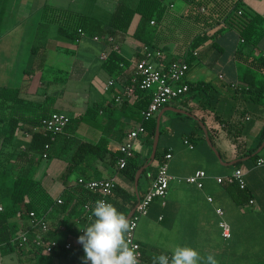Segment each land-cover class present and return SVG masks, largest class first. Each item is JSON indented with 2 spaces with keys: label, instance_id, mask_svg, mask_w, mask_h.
I'll return each mask as SVG.
<instances>
[{
  "label": "crops",
  "instance_id": "obj_1",
  "mask_svg": "<svg viewBox=\"0 0 264 264\" xmlns=\"http://www.w3.org/2000/svg\"><path fill=\"white\" fill-rule=\"evenodd\" d=\"M177 1L161 0L165 7L163 18L157 21L156 28L151 24L150 32L144 36L145 41L179 58L197 37L203 34L209 37L196 48L198 55L190 57L188 81L191 85H201L164 107L158 147L162 156L172 154L169 172L174 179L166 197H156L148 213L139 221L136 238L143 253L141 264H152V257L162 252L171 255L177 245L191 246L202 255L211 253L217 264H264V165L258 164V159H252L251 155L236 157L235 144L226 130L216 138L217 146L223 152L220 160L208 144L204 129L210 136L223 127L224 120L238 123L241 119L242 147L257 143L264 127V103L249 100L242 91L249 85L240 80V75L251 68L254 58L264 55V36L257 46L247 44L244 48L246 43L236 29L229 28L225 22L215 26L203 22L192 12L194 0H180L179 7ZM136 3L137 0H0V89L3 86L17 87L24 98L47 102L51 111L68 107L76 112L79 110L76 104L78 93L74 88L87 78L98 99L86 98L87 109L70 116L80 118L92 107L95 110L89 115L91 119L99 115L104 117L97 123V130L83 126L82 120L85 119L75 121L63 135L69 138L59 139L52 146V157L55 158L51 170L38 174L40 177L34 175L41 180L45 194L54 201L71 197L66 210L53 205L45 213L52 227L49 230L52 238L62 244L75 241L74 232L84 228L86 217L90 218L85 207L88 203H83L84 188L78 184V178L114 177L138 199L150 188L161 158L155 156L150 163L155 136L151 141L142 135L137 144V152L141 153V166L136 172L137 175L140 171L138 184L136 175L132 181L118 169L114 159L120 154L119 146L127 132L141 121L135 101H127L124 111L121 109L123 104L112 102L114 95L129 82L133 63L142 56L145 41L135 37L141 15L136 14L128 31L116 34L115 41L110 43L107 38L96 40L94 37L98 35L90 33L79 41L62 33L60 27L63 25L52 18V12L73 9V14L88 16L107 26L119 5L135 6ZM240 3L244 9L264 17V0H240ZM48 9L51 11L46 14ZM221 28L224 29L221 31ZM38 38L42 41L39 42ZM91 42L98 48H91ZM214 42L215 46H212ZM116 44L120 47L117 53L126 61L118 62L117 70L110 73L105 64L110 54L116 52L113 48ZM239 49L244 51L241 58L238 57ZM60 53L73 58L71 74L66 78L59 74H46L49 62L55 60L54 55L57 60ZM258 77L263 78L261 74ZM112 79L116 84L109 86ZM70 85L73 88H69ZM68 91L71 95H67ZM10 111L9 103L0 104V117L7 116ZM81 141L104 143L111 151L102 158L91 157L83 161L66 181L63 174L67 161ZM19 143L23 147L26 142L20 140ZM5 150L10 152L14 148L7 146ZM258 154L259 159H264V146ZM31 158L42 160L38 156ZM37 166L36 172L39 170ZM236 168L245 171L247 181L246 191L239 195L232 188L235 184L219 183L216 179ZM198 170L207 174L203 187L185 180ZM209 197L213 200L210 201ZM76 203H79L77 207ZM217 208L225 212L223 218L230 224V238L222 235V216L217 213ZM7 255L11 257L10 264H23L32 258V255L16 253Z\"/></svg>",
  "mask_w": 264,
  "mask_h": 264
},
{
  "label": "trees",
  "instance_id": "obj_2",
  "mask_svg": "<svg viewBox=\"0 0 264 264\" xmlns=\"http://www.w3.org/2000/svg\"><path fill=\"white\" fill-rule=\"evenodd\" d=\"M208 4V0H194L192 12L199 19H202L203 22L211 23L212 26H215V22L210 21L211 16L201 14L198 11L200 6ZM239 6L243 9L242 14L237 12ZM164 12L165 7L161 0H137L135 6L125 4L119 5L107 26L99 20L89 18L82 14H77L78 18L76 19L75 26H81L86 33L98 35L101 39H105L108 36H116L118 33L127 32L134 16L140 14L141 21L135 32V37L141 41H145V34H148L151 30V20H161ZM74 17H76V15ZM223 17L227 26L236 29L246 44L257 46L264 36V17L244 9L240 0L236 2V6H234L233 10L224 14ZM157 26L158 23L152 27L156 28ZM223 29L224 28H221L220 30L222 31ZM60 30L62 33L75 39L78 38L76 27L67 28L62 26ZM208 37L207 34L197 37L192 43V49H196ZM143 43L149 45L148 40ZM212 46H215V42ZM243 55L244 51L239 49L238 57L241 58ZM124 60L125 58H123V56L119 55L117 52H112L105 64V68L110 73H114L118 68V62ZM189 62H191V59ZM258 74H261L263 78H259ZM240 80L249 85L248 88L242 89V91L248 95L249 100L255 102L263 101L264 103V55L252 60L251 68L242 72ZM200 85L201 84H190V91H193ZM136 94L137 98L134 105L139 109L144 108L151 99V93L137 88ZM112 102L115 101L113 100ZM8 103L10 104L11 111L7 116L0 117V251L4 255L11 253H16L20 256L32 255L31 259H33L34 264H83V247L77 242L78 237L83 234L81 229H77L74 232L76 240L71 242V248L66 249L65 246H62L52 252H48L43 246H36L31 243L22 245L18 240V236L23 230L28 228L27 224H29L30 221L29 214L32 210L36 211L38 215H42L45 214L50 207L57 205L64 211L68 208L71 201L70 197L63 200L62 203H58V200L54 201L45 194L42 190L41 180L35 178L34 174H31V170L39 164V161L31 157L39 156V160L52 157L53 144L69 131L75 121L78 122L79 119H86L95 109L89 107L87 112L82 114L80 118H73L70 116V123L65 130L61 133L54 134L41 128V120L51 112L47 102L45 104L28 100L21 95L19 88L3 86L0 89V104L4 105ZM126 106L127 101L123 103L121 107L122 111H124ZM224 121L222 122L223 127L221 129L216 130L212 135L210 134L211 141L214 146L217 147L218 151H220L221 155H223V152L221 148L217 146L216 138L222 130H226L235 144L234 153L236 157L251 155L252 159H259L260 154H255L253 156L252 154L264 140V127L257 143L244 148L242 147L244 141L240 138L243 135V131H241V125H239L242 124V120L239 119V121H237L238 123L234 120H230L232 122ZM144 124L146 128L145 135L152 141L156 134V117L150 118ZM202 137L205 139L203 135ZM68 138L69 137L65 136L64 140ZM20 140L26 142L23 147L20 146ZM7 146H12L14 150L10 152L6 151L5 147ZM110 151L111 148L105 146L104 143H93L89 141L79 142L67 161V166L63 174L64 180L68 181L70 175L83 161L91 157L102 158ZM45 153H47L46 157H44ZM166 154L167 153L162 156L158 147L156 158H161L159 165ZM140 155L141 153L136 150L134 155L128 160L127 165L120 169L132 181L135 180L137 169L141 166L139 160ZM118 157L119 155L117 158ZM117 158L115 156V161ZM232 188L237 195L247 189H240L238 185H233ZM82 195L85 196L83 197V203H91V206H95L100 196L99 192L89 189H84ZM239 198L240 197L237 196V199ZM137 202L138 199L135 193H130L125 187L116 182L114 192L110 197L111 204L127 216L130 210L136 206ZM240 202L244 203L243 201ZM75 205L77 207L79 203ZM18 213H21V219L18 218ZM91 219L92 217H86L85 227L91 222ZM51 228L52 227H50V229ZM47 237L52 238L50 231L47 233Z\"/></svg>",
  "mask_w": 264,
  "mask_h": 264
},
{
  "label": "built area",
  "instance_id": "obj_3",
  "mask_svg": "<svg viewBox=\"0 0 264 264\" xmlns=\"http://www.w3.org/2000/svg\"><path fill=\"white\" fill-rule=\"evenodd\" d=\"M208 5H202L198 8L201 14H207L211 16L210 21L215 22V25L224 22L223 15L232 11L238 0H208ZM239 14L243 13L242 7L239 6ZM52 18L60 22L61 25L67 28L76 27L78 34V41L81 37L86 35V31L81 26H75L77 14L68 13L65 11L52 12ZM76 15V17H74ZM156 19L151 20L152 25H157ZM96 40L101 39L99 36L94 37ZM108 42H114V36L107 37ZM114 50L120 51V47L116 44ZM198 50L192 49V46L188 48L185 53L179 57H172L165 49L155 45H145L142 51V56L139 60L133 63V73L129 79V82L121 90V92L114 95V101L117 104H123L125 101H135L137 98L136 90L140 88L142 90L149 91L151 93V99L149 103L140 109L141 121L137 126L127 132L124 140L120 143V154L117 158L118 169L124 168L128 160L134 155L137 150V144L140 142V138L145 134V122L152 117H155L164 107L170 105L173 101L184 97L190 91V83L188 81V73L191 67L189 62L191 56H197ZM124 63H121L123 66ZM109 86L116 84L115 80L109 81ZM70 116L62 111L54 110L49 113L48 116L41 120V128L50 133H61L70 123ZM48 147V145H47ZM47 153L44 154V157ZM172 157L171 153L166 154L163 161L158 167V172L153 178L150 188L140 196L137 202L134 213L129 218L132 224V230L127 233V239L134 245L138 251L140 264L143 259V253L141 244L136 238V231L140 219L146 215L149 211L151 202L156 197H166L169 191L170 183L174 176L169 172V159ZM258 164L264 165V159H258ZM207 176L204 170H198L194 174L185 178L189 183L196 184L199 187H203V179ZM219 183H228L238 185L240 189L247 187L246 173L242 168H236L232 173L225 176H219L216 178ZM78 184L84 188L99 192V199L110 203V197L112 196L116 184L114 177L95 179V178H78ZM97 200V201H98ZM212 201L213 198L209 197ZM63 199L59 198L58 203H62ZM253 203V200H251ZM85 207L88 210L91 217V210L94 206L86 204ZM217 213L222 216L220 221V227L222 229V235L224 238H230L232 235L231 227L224 216V210L217 208ZM18 218L21 219V213H18ZM29 226L26 230H23L18 240L22 245L29 243L36 246H43L48 252H52L57 248L65 246L66 249L71 248L72 244L67 242L62 244L59 240L54 238H48L47 233L50 230V223L45 214L38 215L36 211H31L29 214ZM74 264V263H71Z\"/></svg>",
  "mask_w": 264,
  "mask_h": 264
},
{
  "label": "clouds",
  "instance_id": "obj_4",
  "mask_svg": "<svg viewBox=\"0 0 264 264\" xmlns=\"http://www.w3.org/2000/svg\"><path fill=\"white\" fill-rule=\"evenodd\" d=\"M91 222L81 228L78 243L83 247V264H140L138 251L127 239L132 230L129 219L113 204L98 200L91 210ZM152 264H217L211 253L202 255L196 248L177 245L171 255L160 253Z\"/></svg>",
  "mask_w": 264,
  "mask_h": 264
},
{
  "label": "rangeland",
  "instance_id": "obj_5",
  "mask_svg": "<svg viewBox=\"0 0 264 264\" xmlns=\"http://www.w3.org/2000/svg\"><path fill=\"white\" fill-rule=\"evenodd\" d=\"M179 3H182V1H180V0L177 1L178 7H179ZM49 10L50 9L46 10L45 12L47 13V12H49ZM74 11L75 10H73V9H71V11L68 9V13H70V14L72 12H74ZM38 39H39V42L42 41L41 38H38ZM89 46H92L91 48H98V45L96 46V44L92 43V42L89 44ZM243 46L245 48V47H247V44L243 45ZM73 48H75V47H73ZM54 56H55V60L53 62L51 61L52 64H51V62H49L50 67L47 69L46 74H49V76H51L50 74L54 73L55 75L59 74V75H62L63 78H66L67 76H69V74H71V71H72L71 70L72 68H71V65H70L73 62L72 61L73 60L72 56H69V54L60 53V54H58L57 60H56V55H54ZM62 69L64 71L59 72V70H62ZM12 83H14V82H12ZM69 88H73V86L70 85ZM74 89L77 90V93H78V98H77L76 104H77V107L79 108V110H81V111L82 110L85 111L87 109V107H88V104L86 103L87 99H90V98H93V99L97 98L98 99V97L96 95L97 93L90 86L89 81L87 80V78H85L84 80L79 82V84H77V86H75ZM70 92L68 91L67 95L68 94L71 95ZM60 108H61L62 112H64L65 114H67L69 116L70 115H76V114L79 113V110L74 112L75 110H71V108H68V107H66V108L65 107H60ZM87 117H88V119L82 120L83 121V123H82L83 126H85V127L88 126L89 128H92V129H95V130L99 129L98 126H97V123L102 122L103 118H104L102 115H99L98 117L93 118V119H91L90 116H87ZM83 126L79 127L78 131L81 132ZM64 138H65L64 136L61 137V139L63 141H64ZM54 158L55 157H49V158L42 159L39 162L38 166H37V169H39V170L36 172V169H35L36 166H35V167H33L34 171L31 170V174H34L37 177H40V176H38V174L45 173V172L48 173L51 170L50 166L52 165ZM10 261H11V257L9 255L2 254L1 251H0V264H10ZM32 261H33V259H27V261H24L23 264H34V261L33 262ZM16 262H17V260H16Z\"/></svg>",
  "mask_w": 264,
  "mask_h": 264
},
{
  "label": "water",
  "instance_id": "obj_6",
  "mask_svg": "<svg viewBox=\"0 0 264 264\" xmlns=\"http://www.w3.org/2000/svg\"><path fill=\"white\" fill-rule=\"evenodd\" d=\"M165 110H166L165 108L162 109L159 112L158 116H157L156 134H155V138H154V146H153V150H152V154H151V158H150V163L153 161V159L156 156L157 147H158L159 140H160L161 118H162V115L165 112ZM183 112L186 113L185 111H183ZM204 129H205V132H206V139H207L208 144L211 146V148L214 150V152L216 153L218 158L221 160L220 152L218 151V149L214 146L213 142L211 141L210 136L208 135L207 129L205 127H204ZM263 146H264V142H263L262 146H260L253 154L254 155L258 154L262 150ZM234 163L235 162H232V164H234ZM139 176H140V171L136 175V184H138ZM139 199H140V196L138 197V201H139ZM133 213H134V208L129 212V214L127 215V218L129 219L132 216Z\"/></svg>",
  "mask_w": 264,
  "mask_h": 264
}]
</instances>
